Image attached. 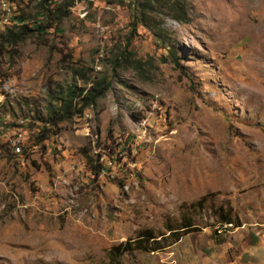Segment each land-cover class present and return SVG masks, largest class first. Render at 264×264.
Here are the masks:
<instances>
[{
  "label": "rangeland",
  "instance_id": "rangeland-1",
  "mask_svg": "<svg viewBox=\"0 0 264 264\" xmlns=\"http://www.w3.org/2000/svg\"><path fill=\"white\" fill-rule=\"evenodd\" d=\"M39 2L0 0V35L72 3L0 53V264H264V0Z\"/></svg>",
  "mask_w": 264,
  "mask_h": 264
},
{
  "label": "trees",
  "instance_id": "trees-1",
  "mask_svg": "<svg viewBox=\"0 0 264 264\" xmlns=\"http://www.w3.org/2000/svg\"><path fill=\"white\" fill-rule=\"evenodd\" d=\"M50 0H40L41 3H49ZM72 3H68L65 5L64 8L61 9L59 3L55 4L51 8H49L48 5L43 7L41 10V17L38 21L39 23H36L34 25H28L26 23H23L19 25L16 30L15 29H7V31L0 35V53L4 51L5 48H11L12 46L16 45L18 42L22 41L24 38H26L31 32H37L38 34L43 33L46 31V29L50 28L53 23L58 22L59 19L62 16H65L68 12V7H70ZM17 19L23 20V17H17ZM161 41H164V36L160 34ZM166 42V40H165ZM168 44V41L165 43ZM167 56L169 60H171L174 64H177L176 57L173 51H171L169 48L166 49ZM74 73H78L76 70ZM79 76L83 78V74L79 71ZM110 85L109 80H105L103 77H93L90 80V83L87 87H78L75 84L72 85V87L67 92V95L64 97L59 96L57 97L58 102L60 103V106L52 108L47 118L43 121L47 123L50 127H57V123L60 121H63L65 119L71 118L73 116H76L82 112V109L90 104H92L97 98L101 97L104 92L108 89ZM77 92V99L73 100L74 92ZM73 96V97H72ZM72 97V98H71ZM28 122V120H27ZM26 122V123H27ZM54 128V132L56 129ZM38 130V129H37ZM41 132V136H44V133L48 131V128L41 127L39 130ZM222 221L224 223H227L229 226H231V219L228 216V214L224 217H222ZM187 222V221H186ZM188 223V222H187ZM184 223L181 225L177 230L170 231L171 228H168L167 235L165 237H162V241H166V237H172V241H178L180 239V234L177 232L185 231L189 228V224ZM236 220L234 222L236 224ZM184 233V232H183ZM170 234V236H168ZM157 236H155L150 230H140L137 233V236L132 241H124L123 243L118 244L117 246L113 247L114 250L113 256L118 257L121 251H127L132 249H138L143 250L145 252L154 251L159 248L157 246L158 242L155 240ZM160 239V236H158ZM171 240H167L166 243H172ZM136 245V246H135ZM152 245V246H151ZM120 252V253H119Z\"/></svg>",
  "mask_w": 264,
  "mask_h": 264
},
{
  "label": "built area",
  "instance_id": "built-area-1",
  "mask_svg": "<svg viewBox=\"0 0 264 264\" xmlns=\"http://www.w3.org/2000/svg\"><path fill=\"white\" fill-rule=\"evenodd\" d=\"M12 141H14L15 143H18V139L16 138V140H12Z\"/></svg>",
  "mask_w": 264,
  "mask_h": 264
},
{
  "label": "clouds",
  "instance_id": "clouds-1",
  "mask_svg": "<svg viewBox=\"0 0 264 264\" xmlns=\"http://www.w3.org/2000/svg\"><path fill=\"white\" fill-rule=\"evenodd\" d=\"M24 121H27V120H24Z\"/></svg>",
  "mask_w": 264,
  "mask_h": 264
}]
</instances>
